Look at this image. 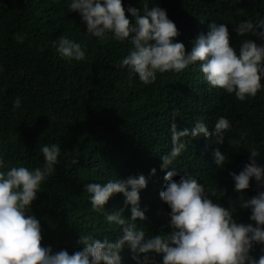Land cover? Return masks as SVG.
Masks as SVG:
<instances>
[{
  "label": "trees",
  "instance_id": "trees-1",
  "mask_svg": "<svg viewBox=\"0 0 264 264\" xmlns=\"http://www.w3.org/2000/svg\"><path fill=\"white\" fill-rule=\"evenodd\" d=\"M125 14L134 23L128 6L141 9L153 3L167 11L177 26L186 52L201 34H207L212 21L225 23L230 44L238 49L243 39L264 44L249 33L239 36L235 28L244 20L264 19L262 0H122ZM78 12L70 11L68 0H0V155L8 166H42L40 148L60 145L55 171L45 181L31 208L40 220L42 246L53 251L81 250L80 234L104 236L115 241L120 226H109L102 213L95 212L84 191L88 183L103 184L108 179L144 175L147 186L140 190V207L146 219L136 221L146 235L170 231V208L159 193L164 190L167 171H176L174 180L188 172L205 185L213 202L233 207L238 223L249 220L250 210L239 206L264 187L250 181L241 192L234 189L230 172H239L250 162V149L264 165V91L241 102L233 94L209 87L198 66L182 73L157 74L154 83L143 84L138 76L120 67V60L132 45L107 39L103 42L86 33ZM67 36L85 47L82 61L61 58L53 42ZM261 83L264 84V78ZM21 98V107L13 101ZM231 122L224 143L214 137L188 136L186 150L161 169V156L171 149L170 127L175 117L178 129H191L197 121L210 130L218 117ZM219 149L228 159L223 168L214 162ZM78 153V155L76 154ZM74 158L77 160L74 163ZM155 168V174H150ZM214 193V195H213ZM123 209L131 217V205L123 194H114L105 211ZM254 244L252 255H261ZM127 245L121 252L122 264H136ZM150 264H160L158 254L149 253Z\"/></svg>",
  "mask_w": 264,
  "mask_h": 264
},
{
  "label": "clouds",
  "instance_id": "clouds-1",
  "mask_svg": "<svg viewBox=\"0 0 264 264\" xmlns=\"http://www.w3.org/2000/svg\"><path fill=\"white\" fill-rule=\"evenodd\" d=\"M68 7L80 14L86 33L99 41L111 38L132 45L119 64L137 75L143 84L154 83L158 73H182L190 66H198L209 87L233 94L241 102L264 91L261 83L264 44L243 39L237 49L230 44L225 23H209L207 34L201 33L186 52L184 43L175 39L180 34L176 24L158 3L151 7L145 4L143 12L128 6L127 12L134 23L126 16L122 0H68ZM235 31L239 36L251 33L264 41V19L255 23L244 20ZM53 47L68 61H82L86 57L85 47L64 35L53 42ZM20 107L21 98L17 96L13 109ZM231 126L228 118L220 116L212 130L202 121H197L191 129H178L174 117L170 127L172 146L161 156V169L173 166L186 150V137H214L222 144L224 133ZM248 151L250 162L239 174L229 173L237 192L248 189L253 180L258 187H264V165L256 161L259 152L254 148ZM40 152L44 163L34 168L23 164L8 166L0 155V264H122L121 252L126 245L133 252L136 264H150L149 253L160 255V264H264V191L247 200L242 195L239 197V206L250 210L249 220L254 223H238L233 215L235 209L213 202L195 175L185 172L179 180H174L175 170L166 172V184L159 193L170 208V231L146 235L143 228L137 227L138 218L146 219L139 193L147 186V180L141 174L85 185L92 209L102 213L109 226H120L122 235L115 241L107 236L101 240L98 235L80 234L78 243L83 247L72 254L64 249L53 251L50 245L42 246L40 220L30 213L41 185L59 164L61 148L56 143L44 144ZM213 156L216 165L223 168L228 157L218 148ZM155 172L153 168L150 174ZM118 193L125 197L126 206L131 205L130 219L124 218L123 209L105 211L109 199ZM254 244L262 246L258 258L251 254Z\"/></svg>",
  "mask_w": 264,
  "mask_h": 264
}]
</instances>
